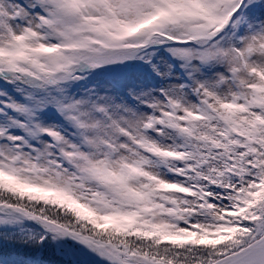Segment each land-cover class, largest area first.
<instances>
[{
	"label": "snow or ice",
	"instance_id": "snow-or-ice-1",
	"mask_svg": "<svg viewBox=\"0 0 264 264\" xmlns=\"http://www.w3.org/2000/svg\"><path fill=\"white\" fill-rule=\"evenodd\" d=\"M0 264H264V0H0Z\"/></svg>",
	"mask_w": 264,
	"mask_h": 264
}]
</instances>
